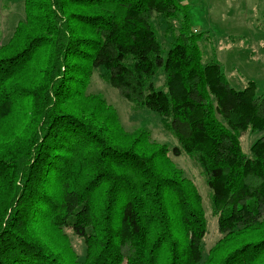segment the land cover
Returning <instances> with one entry per match:
<instances>
[{
    "label": "trees",
    "instance_id": "16d2710c",
    "mask_svg": "<svg viewBox=\"0 0 264 264\" xmlns=\"http://www.w3.org/2000/svg\"><path fill=\"white\" fill-rule=\"evenodd\" d=\"M23 1L0 45V264H264V135L251 156L240 141L264 130L256 82L237 89L204 59L178 0ZM180 14L164 58L153 18L174 33ZM96 71L180 145L127 130L88 93ZM171 152L210 188L221 237L206 255L201 193Z\"/></svg>",
    "mask_w": 264,
    "mask_h": 264
},
{
    "label": "rangeland",
    "instance_id": "374dc122",
    "mask_svg": "<svg viewBox=\"0 0 264 264\" xmlns=\"http://www.w3.org/2000/svg\"><path fill=\"white\" fill-rule=\"evenodd\" d=\"M185 5L190 15L193 30L201 34L199 43L205 60L216 59L222 66L231 84L244 89L249 82L257 84V96L264 95V0H178ZM25 18L23 0H0V45L6 43L19 21ZM182 14L174 21L176 31H167L168 24L162 18L154 17L156 34L163 46L166 58L173 35H178ZM156 89L166 90L165 73L160 69L153 79ZM88 93H100L114 105L125 128L134 131L148 129L153 139L167 144L169 148L179 146L177 138L165 129L161 116L149 108H136L120 97L117 90L104 82L96 71L88 87ZM264 135V130L246 132L240 137L242 150L251 156V148ZM171 155L177 166L197 185L207 218L208 230L204 238V253L221 237L218 218L212 214L211 191L202 169L187 155ZM72 242L81 258L85 246L81 238L69 231Z\"/></svg>",
    "mask_w": 264,
    "mask_h": 264
}]
</instances>
